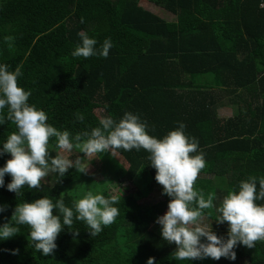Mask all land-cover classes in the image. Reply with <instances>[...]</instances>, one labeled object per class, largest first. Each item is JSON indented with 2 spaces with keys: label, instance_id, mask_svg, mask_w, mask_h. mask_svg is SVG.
Returning a JSON list of instances; mask_svg holds the SVG:
<instances>
[{
  "label": "trees",
  "instance_id": "1",
  "mask_svg": "<svg viewBox=\"0 0 264 264\" xmlns=\"http://www.w3.org/2000/svg\"><path fill=\"white\" fill-rule=\"evenodd\" d=\"M144 1L172 19L145 9L140 0H0V63L11 71L21 67L18 86L31 91L29 103L46 112L47 123L72 137L100 126L105 116L118 122L125 112L139 115L157 138L183 122L186 135L199 140L205 159L194 189L214 197L204 216L218 236L226 237L227 222L216 223V208L240 181L264 178V0ZM81 32L96 39L97 48L110 38L108 57H73ZM231 84L242 91L241 100L237 114L223 118L214 109L221 97L205 90ZM13 131L12 121L0 125V143ZM58 150L56 138H50V156ZM72 151L84 155L78 148ZM116 154L126 167L115 155L99 156L109 175L117 182L145 178L161 197L158 202L140 203L139 193H116L114 223L91 236L83 222L75 221L79 235L65 226L48 256L34 250L29 226L21 225L18 234L0 241V264H146L149 257L156 264H264V240L254 248L239 245L235 261L174 259L175 244L163 240L155 222L170 198L162 195L149 153L119 149ZM10 158L0 156V167ZM48 176L41 189L24 186L19 195L0 188V204L8 205L0 225L11 219L18 203L44 195L62 198L68 207L89 190L110 195L75 169L63 177ZM10 181L6 174L5 185Z\"/></svg>",
  "mask_w": 264,
  "mask_h": 264
},
{
  "label": "clouds",
  "instance_id": "2",
  "mask_svg": "<svg viewBox=\"0 0 264 264\" xmlns=\"http://www.w3.org/2000/svg\"><path fill=\"white\" fill-rule=\"evenodd\" d=\"M79 35L81 43L73 50V57H108L113 47L110 38L97 48L96 39L84 32ZM9 69V65L0 63V125L12 121L16 131L0 143V156L11 157L0 167V188L6 186L8 191L19 195L24 186L41 189V181L50 173L61 177L69 169L87 173L85 161L89 157L98 158L104 153L114 156L119 149H144L149 153V166L156 170L155 180L163 186L162 195L170 198L167 211L155 222L160 225L163 240L175 244L174 259L218 261L223 257L235 261V249L239 245L254 248L257 241L264 240V204L256 203L264 200V178L249 176L240 181L238 188L230 190L216 208V223L227 222L226 237L212 230V221L203 223L204 210L214 206V197L209 194L205 198L202 191L194 189L205 159L203 151H198L199 140L186 135L183 122H177L174 130L157 138L149 134L148 124L139 115L125 112L118 122L105 116L100 119V126L72 137L68 130L61 131L47 123L46 112L29 103L31 91L18 86L21 67ZM78 119L83 120V116ZM52 137L56 138V147L61 152L70 153L75 147L84 156L73 160L58 153L52 158L48 151ZM6 174L11 177L7 185ZM117 203L115 196L91 190L76 199L72 207L66 206L62 198L48 195L32 202L24 201L15 206L11 219L0 225V241L14 237L20 231L19 226L27 225L34 250L48 256L57 248V237L65 226L79 235V229L73 228L75 221L83 222L91 236L101 233L119 215ZM7 210L8 205L0 204V214ZM8 251L16 255L19 249ZM146 264H156L155 258L149 257Z\"/></svg>",
  "mask_w": 264,
  "mask_h": 264
},
{
  "label": "rangeland",
  "instance_id": "3",
  "mask_svg": "<svg viewBox=\"0 0 264 264\" xmlns=\"http://www.w3.org/2000/svg\"><path fill=\"white\" fill-rule=\"evenodd\" d=\"M140 4L141 6L145 7V9H148L151 12L153 11L155 14H157L159 17L163 18L164 20L172 19V16L168 12L164 11L162 8L154 7L147 2H141ZM234 90H238V88H236L234 84H231L227 88L221 87L217 90H215V88L205 90L206 93H211V92L212 94L216 93L217 95L221 97V99L219 100V103H216L214 105V109L216 110L217 114H221L220 116L223 118L231 117L237 114L236 106L231 104L230 102V100L234 99L235 96L238 94V92H234ZM240 100L241 99H239L238 97L236 98L237 103L240 102ZM195 102L196 100L192 101L191 104H195ZM203 104H206V103L203 102ZM96 114L100 115L102 114V112L96 111ZM58 153L62 155H66L70 159H72L71 158L72 155L74 156L76 155L77 157V153L75 151H71L69 153V152H61V150L59 149L56 152V154ZM115 156H117V159L119 160L120 163H122L124 167L127 166L125 161L122 159V157L118 156L116 153H115ZM85 163L86 165H88L87 174H89L93 179H96L98 183L100 184L101 188L112 196H114L116 193H127V192H130L132 194L139 193L142 195L139 202L149 203V204L158 202L161 199V197L158 195V192L156 190H152L151 188L147 186V181L145 180V178H141L138 176L130 182L124 181V180H121V182H117L113 177L109 175L107 170L103 167L102 163L99 160V157L94 158V159L89 157L85 161ZM48 177L49 176H47L43 180L47 181ZM50 181L51 180H49V182ZM166 211H167V208L162 213V215ZM203 223H209L205 216H204Z\"/></svg>",
  "mask_w": 264,
  "mask_h": 264
},
{
  "label": "crops",
  "instance_id": "4",
  "mask_svg": "<svg viewBox=\"0 0 264 264\" xmlns=\"http://www.w3.org/2000/svg\"><path fill=\"white\" fill-rule=\"evenodd\" d=\"M141 2H147V1H144V0H140V3ZM147 3H149V2H147ZM149 4H151L152 6H154V7H158V6H155V5H153L152 3H149ZM141 5V4H140ZM145 8V7H144ZM160 8V7H159ZM153 12V11H152ZM169 13V12H168ZM170 15H171V13H169ZM172 16V15H171ZM224 87V86H223ZM219 88H221V87H218V88H215V90H217V89H219ZM226 88V87H225ZM234 92H238V94L235 96V98L234 99H231L230 100V102H231V104H233V105H235L236 106V108L238 109V103H237V101H236V98L238 97V95H239V93H241L242 91L241 90H234ZM219 96V95H218ZM231 117H233V116H231ZM228 118V117H227Z\"/></svg>",
  "mask_w": 264,
  "mask_h": 264
}]
</instances>
